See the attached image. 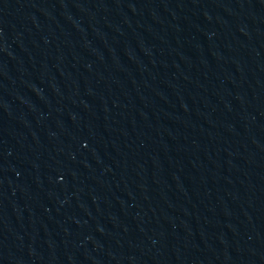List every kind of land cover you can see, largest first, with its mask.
Returning <instances> with one entry per match:
<instances>
[{"label": "water", "instance_id": "water-1", "mask_svg": "<svg viewBox=\"0 0 264 264\" xmlns=\"http://www.w3.org/2000/svg\"><path fill=\"white\" fill-rule=\"evenodd\" d=\"M0 264H264V0H0Z\"/></svg>", "mask_w": 264, "mask_h": 264}]
</instances>
